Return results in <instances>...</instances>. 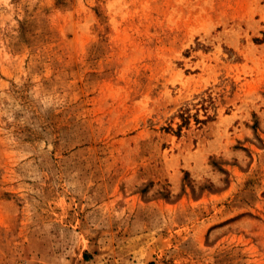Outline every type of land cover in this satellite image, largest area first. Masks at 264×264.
<instances>
[{
	"label": "rangeland",
	"instance_id": "1",
	"mask_svg": "<svg viewBox=\"0 0 264 264\" xmlns=\"http://www.w3.org/2000/svg\"><path fill=\"white\" fill-rule=\"evenodd\" d=\"M0 264H264V0H0Z\"/></svg>",
	"mask_w": 264,
	"mask_h": 264
},
{
	"label": "bare ground",
	"instance_id": "2",
	"mask_svg": "<svg viewBox=\"0 0 264 264\" xmlns=\"http://www.w3.org/2000/svg\"><path fill=\"white\" fill-rule=\"evenodd\" d=\"M161 242H162V241L160 240L159 244H161Z\"/></svg>",
	"mask_w": 264,
	"mask_h": 264
}]
</instances>
